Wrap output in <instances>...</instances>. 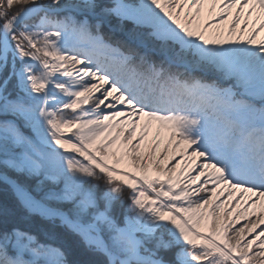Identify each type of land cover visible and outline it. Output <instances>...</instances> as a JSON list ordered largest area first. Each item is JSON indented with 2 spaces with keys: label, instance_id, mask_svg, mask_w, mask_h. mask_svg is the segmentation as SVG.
Instances as JSON below:
<instances>
[{
  "label": "snow or ice",
  "instance_id": "obj_1",
  "mask_svg": "<svg viewBox=\"0 0 264 264\" xmlns=\"http://www.w3.org/2000/svg\"><path fill=\"white\" fill-rule=\"evenodd\" d=\"M206 2L0 0V264H264V0Z\"/></svg>",
  "mask_w": 264,
  "mask_h": 264
},
{
  "label": "rangeland",
  "instance_id": "obj_2",
  "mask_svg": "<svg viewBox=\"0 0 264 264\" xmlns=\"http://www.w3.org/2000/svg\"><path fill=\"white\" fill-rule=\"evenodd\" d=\"M213 6L210 2V0H207V2L204 5V10L203 13L201 15V17L199 18V24L201 25V27L203 26L204 23L209 22V21H215L216 19L219 18V13H220V2L218 0V2L215 5V10H212ZM245 13L248 11L247 9L244 10ZM195 12V9H193V13ZM236 12V9H232V15L228 16L227 18V22L223 23L221 25H219V27H213V28H209L208 30V35H211L213 33L219 32L222 33L224 36H227V29L229 26V23L232 21L234 14ZM256 13L253 14V20L256 19ZM183 19V16H182ZM244 21L243 18L241 19V26L243 25ZM251 21L249 22V28H251ZM259 25L257 24V27ZM240 32V29H237V33L236 35L238 36ZM245 36H247V32H245ZM260 39H264V33H261L260 37L257 38V40ZM157 125L153 124L152 129L150 131L149 137L146 141L142 142L140 145V149L139 151L144 154L145 156H147L150 152H152L153 147L156 144V137H155V130H156ZM113 135H115V133H113ZM125 135H127V133H125ZM166 135L164 137H162L161 139L163 140V142L160 143V147L157 148L153 154V164H155V162L159 161L161 163V166L165 167V169H167L168 167H171L172 165L175 164V162L177 160H179L180 156H179V150L176 149L174 151V149L172 147L168 148V151L165 152V146L167 144V140H166ZM136 141L134 140L133 143H135ZM173 144H175V141H173ZM180 169L177 168L176 172H174L172 174V178H176L177 175L179 174ZM150 176L154 179L157 178H162V179H167V175L163 174V173H156L155 171H152L150 168ZM199 185H195L194 187H198ZM209 188L212 187V185L208 186ZM229 189L224 186L221 185L219 188L216 189V194L214 196H212V200H213V204L208 206V210H204L201 209V212H204L206 220L205 223L210 225L211 224V216L209 215V212L211 211L212 207L217 204V203H221L223 202V208L218 210L219 213L221 214V222H223V212L226 211H231L232 212V216L229 217V219H236V214L240 211H242L244 204L242 203L239 207L236 206L235 201L239 198L238 194L234 195L231 199H229ZM208 195H211V193H208ZM252 199H255V197H252ZM264 212V202H262L261 204H257L254 207L250 208L248 210V218L250 219H254L255 215H259L260 213ZM246 223V220L241 217L239 222L237 223L236 227H239L241 224ZM261 227H264V224L261 225ZM258 231V230H257ZM250 238V237H249Z\"/></svg>",
  "mask_w": 264,
  "mask_h": 264
},
{
  "label": "trees",
  "instance_id": "obj_3",
  "mask_svg": "<svg viewBox=\"0 0 264 264\" xmlns=\"http://www.w3.org/2000/svg\"><path fill=\"white\" fill-rule=\"evenodd\" d=\"M5 199L11 200L12 194L10 192H6L5 190H3V186L0 185V201H3ZM70 258H77V257H70Z\"/></svg>",
  "mask_w": 264,
  "mask_h": 264
},
{
  "label": "bare ground",
  "instance_id": "obj_4",
  "mask_svg": "<svg viewBox=\"0 0 264 264\" xmlns=\"http://www.w3.org/2000/svg\"><path fill=\"white\" fill-rule=\"evenodd\" d=\"M129 170H131V169H129ZM157 179H160V180H165V179H162V178H160V177H159V178H157ZM175 179H176V178H174L173 180H175ZM205 231H206V230H205Z\"/></svg>",
  "mask_w": 264,
  "mask_h": 264
}]
</instances>
